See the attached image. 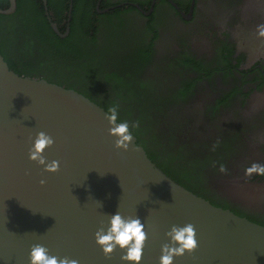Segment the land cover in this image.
I'll use <instances>...</instances> for the list:
<instances>
[{"label":"flooded vegetation","instance_id":"obj_1","mask_svg":"<svg viewBox=\"0 0 264 264\" xmlns=\"http://www.w3.org/2000/svg\"><path fill=\"white\" fill-rule=\"evenodd\" d=\"M12 1L14 11L0 14V53L14 71L76 90L107 110L118 105V119L137 122L133 130L145 142L152 137L143 131L138 107L124 101L151 90L156 83L149 76L172 78L168 105L185 115L182 138L212 135L220 142L210 153L200 149L201 158L212 157L201 177L174 153L164 154L171 156V175L264 226V177L244 175L252 162L264 164V42L255 35L264 23V0H79L76 11V0H51V7L49 0H0V10H9ZM38 3L46 25L37 16ZM127 24L135 27L129 43L116 35ZM105 60L109 71L94 73ZM246 183L256 186V199L224 192L227 184Z\"/></svg>","mask_w":264,"mask_h":264},{"label":"water","instance_id":"obj_2","mask_svg":"<svg viewBox=\"0 0 264 264\" xmlns=\"http://www.w3.org/2000/svg\"><path fill=\"white\" fill-rule=\"evenodd\" d=\"M14 9L12 1L0 14ZM106 112L76 90L18 74L0 53V264H29L35 245L78 264H122L119 249L106 257L94 239L117 212L144 224L140 264H159L165 233L184 224L197 247L173 264H264V226L177 181L134 131L128 150L116 149ZM38 132L54 141L43 155L59 162L56 173L28 159ZM256 190L227 184L224 192L251 201Z\"/></svg>","mask_w":264,"mask_h":264},{"label":"clouds","instance_id":"obj_3","mask_svg":"<svg viewBox=\"0 0 264 264\" xmlns=\"http://www.w3.org/2000/svg\"><path fill=\"white\" fill-rule=\"evenodd\" d=\"M255 35L258 41L264 42V23L256 26ZM106 118L109 123V135L114 138L115 148L127 151L134 140L132 129L138 127V123L130 124L127 120H119L118 105L108 108ZM53 143L52 137L44 132H38L28 153V159L31 162L36 163L43 168L44 172L50 174L58 171L59 162L47 161L43 154L47 148L52 147ZM215 147L213 145V150ZM219 171L221 173L226 171L224 165H220ZM244 175L249 178L253 175L264 177V164L252 162L245 167ZM165 236L168 243L161 247L159 264H173L175 257H181L185 253L190 254L197 247L196 232L192 224L173 225ZM94 239L106 257L119 249L122 253L120 256L122 264H140L146 233L144 224L139 218H125L117 212L110 216L106 226H101L95 232ZM29 264H78V261L50 255L45 247L35 245L29 252Z\"/></svg>","mask_w":264,"mask_h":264},{"label":"rangeland","instance_id":"obj_4","mask_svg":"<svg viewBox=\"0 0 264 264\" xmlns=\"http://www.w3.org/2000/svg\"><path fill=\"white\" fill-rule=\"evenodd\" d=\"M116 31L117 37L122 42H130L131 37L135 27L131 24L125 26H120ZM106 30V29H105ZM108 32H105L107 35ZM13 44L16 43V38L13 37ZM103 66H94L92 71L95 73H107L109 71L108 62L105 60ZM151 82L156 83L154 87L149 91H139L135 98L130 95L125 99V103L130 108H135L137 106L139 110V115L142 117L144 123V133L151 136L152 146L157 152L166 154L167 152H172L178 156L179 162H184L189 168L192 169L199 177L203 175V172L209 168L212 163V157L201 158L198 154L200 149L204 147L209 149L211 145H218L220 140L217 136H208L207 138L195 139L188 137L186 139L181 136L185 133V115L178 110L179 108H172L168 104H171L172 97H170L169 91H174L175 87L172 84V78L166 80H157L149 76ZM128 90H132V83H126ZM136 87V86H135ZM130 88V89H129ZM169 90V91H168ZM144 92V93H142ZM138 97V98H137ZM159 104V107L156 105ZM178 124L177 129L173 130L170 124ZM150 141V142H151ZM167 151V152H166ZM164 152V153H163ZM210 153V150H208ZM164 162L169 164V159L165 158Z\"/></svg>","mask_w":264,"mask_h":264},{"label":"trees","instance_id":"obj_5","mask_svg":"<svg viewBox=\"0 0 264 264\" xmlns=\"http://www.w3.org/2000/svg\"><path fill=\"white\" fill-rule=\"evenodd\" d=\"M65 3H67L68 1L67 0H63ZM49 3H50V7L52 6V3H51V0H49ZM80 2H79V0H76L75 1V11L77 10V8H78V4H79ZM40 3H38V5H37V16H38V18H42L43 19V23H40V24H43V25H46V20H44V10L42 9V7L39 5ZM91 10H93V6H91ZM18 12L20 13V11L18 10ZM38 20V19H37ZM39 23V22H38ZM27 30H30V29H27ZM50 34V33H49ZM51 35V34H50ZM31 37H36L37 35H30ZM41 41H45V42H47L48 40L47 39H45V38H41ZM50 62H52V61H50ZM12 68V67H11ZM107 110V109H106ZM119 120H121V119H119ZM132 131H134L133 129H132ZM134 134H136V136H137V138H138V141H139V144L140 145H143L145 148H146V150H147V152H148V154H149V156H150V158L155 162V163H157L164 171H166L169 175L171 174L170 173V171H171V168L169 167V165H167V164H165L163 161H164V159H162L161 157H159L160 158V160L156 157V155L155 154H157L153 149H152V141L151 142H145V141H143V140H141L140 139V137H139V135L134 131ZM167 152V151H166ZM164 153V152H163ZM167 153H169V152H167ZM161 156L163 157V158H165V155L164 154H162L161 153ZM169 156H170V154L168 155V159H169ZM171 157V156H170ZM171 176H173V175H171ZM174 177V176H173ZM176 179V178H175Z\"/></svg>","mask_w":264,"mask_h":264}]
</instances>
